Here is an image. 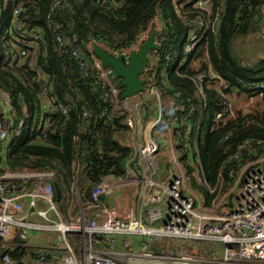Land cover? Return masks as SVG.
<instances>
[{"label":"built area","instance_id":"built-area-1","mask_svg":"<svg viewBox=\"0 0 264 264\" xmlns=\"http://www.w3.org/2000/svg\"><path fill=\"white\" fill-rule=\"evenodd\" d=\"M47 1L49 11L53 12L68 4L69 0ZM173 1H190L197 9L190 18L191 28L183 48L184 54L190 55L201 38L214 31L223 2L213 10V0ZM94 2L114 12L122 7L118 0ZM175 9L181 19L187 18L178 6ZM3 11H7L8 16L2 41L9 50L4 52L2 60L10 65L32 64L40 109L37 127L45 137L52 124L44 116L57 112L68 117L74 104L54 95L52 83L36 65L42 35L38 29L25 28L23 5L13 0H0V20ZM258 17L264 44L263 8ZM151 23L156 24L155 19ZM44 26L50 28L51 23L45 20ZM149 31L150 28L119 53L125 65L129 63V54L148 39ZM53 40L59 54L70 51L78 72L93 78V84L101 92L100 98L107 100L122 117V125L127 130L124 143L130 148L132 157L124 164L122 176H102L87 199L77 188L79 164L75 161L64 214L53 200V171L23 168L0 172L1 264H16L9 253L16 235L21 239L18 246L40 250L33 264H264V152H257L259 147L251 145L248 140L240 143L228 159L237 165L229 173L230 181L225 189H222V181L217 186H209L195 154V184L213 195L206 203L192 189L180 159L176 142V135H179L176 131V104L171 98H162L151 75L153 63L157 61L153 52L147 56L148 68L141 77L145 85L142 94L153 96L157 115L149 121L147 118L142 126V106L137 101L131 103L132 97L121 98L117 87L121 81L94 56V42L87 45L89 61L82 52L68 46L63 34L56 33ZM206 80L213 82L212 88L220 97L216 103L220 112L214 120L219 121L222 116L234 118L235 101L223 91V80L209 65L195 79L200 95L203 93L201 83ZM105 114L106 109H103L98 117ZM14 119L15 110L9 96L0 92V141L6 140L11 131L15 136L22 134L24 119L16 118L13 125ZM187 134L188 130L184 137ZM72 141L79 143L80 137L75 134ZM193 152L196 153V146L190 155ZM159 155L165 161L164 176H160ZM135 156L137 161L133 168L130 164ZM113 195L128 204L106 205L102 201V198ZM30 208L34 209L33 212H29ZM158 221L160 225H154ZM123 236L147 239L150 244L132 250L127 241H122L116 247V239ZM36 237L40 238L39 241H34ZM211 244L217 247L207 248Z\"/></svg>","mask_w":264,"mask_h":264},{"label":"trees","instance_id":"trees-1","mask_svg":"<svg viewBox=\"0 0 264 264\" xmlns=\"http://www.w3.org/2000/svg\"><path fill=\"white\" fill-rule=\"evenodd\" d=\"M13 1L21 3L25 9V28L41 32L43 43L35 58L36 65L52 83L54 95L74 104V108L68 117L57 112L45 115L52 125L45 137L41 134L37 127L40 109L32 64L10 65L2 60L4 52L9 50L2 41L8 16V12L3 11L0 92L9 96L15 110L13 125L16 118H23L25 125L19 136L11 131L6 140L0 141V172L23 168L53 171V200L56 206L64 200L63 214L75 161L79 164L77 188L87 199L102 176L124 174V164L132 157V152L124 143L127 130L122 125V117L107 100L100 98L101 92L93 84V78L78 72L70 51L59 54L53 42L56 33L63 34L68 46L82 52L90 61L89 42L115 57L148 28L149 35L157 31V49L152 51L157 61L153 63L151 75L162 98H171L176 104L177 148L193 185L196 157L209 186H217L222 181V189H225L230 181L229 173L237 165L228 159L240 143L248 140L259 147L257 152H264V56L246 62L235 47L238 39L260 31L258 13L264 9V0H213V10L223 2L220 20L190 55L183 50L191 28L190 18L197 10L190 1L118 0L122 7L115 12L94 0H69L53 12L49 11L47 0ZM175 6L187 15L185 20L179 17ZM153 19H157L158 25L151 23ZM45 20L51 23L50 28L44 26ZM208 65L223 80V91L227 95L234 101L241 96L254 99L252 108L235 110L234 118L222 116L215 121L220 112L216 105L220 97L212 88L213 82L201 83L202 95L195 84L196 77L205 72ZM147 68L148 63L141 77ZM117 87L122 94L121 82ZM103 109H106L105 116L98 117ZM186 130L188 134L184 137ZM75 134L80 137L79 143L72 141ZM195 146L196 153L190 155ZM202 196L206 203L213 197L207 191ZM20 241L16 235L15 244L9 250L11 258L16 264H33L40 250L22 248L18 246Z\"/></svg>","mask_w":264,"mask_h":264},{"label":"water","instance_id":"water-1","mask_svg":"<svg viewBox=\"0 0 264 264\" xmlns=\"http://www.w3.org/2000/svg\"><path fill=\"white\" fill-rule=\"evenodd\" d=\"M157 31H153L148 39L143 42L136 51H132L129 54V63L125 65L121 55L115 57L110 56L104 52L99 46H92V53L100 61L103 67H109L111 74L121 81L123 87L121 98H131L145 92L144 81L141 76L143 75V68L147 64L148 54L157 49L155 42V36ZM144 113L142 116V126L148 118V112L145 105L142 106ZM137 161V156L134 157L131 167L134 168V164ZM33 208L29 209V212H33Z\"/></svg>","mask_w":264,"mask_h":264},{"label":"rangeland","instance_id":"rangeland-1","mask_svg":"<svg viewBox=\"0 0 264 264\" xmlns=\"http://www.w3.org/2000/svg\"><path fill=\"white\" fill-rule=\"evenodd\" d=\"M236 50L238 51L239 55L243 58L244 61L248 62L251 58L254 57H262L264 56V44L260 37V31L257 33H253L245 38L238 39L236 42ZM180 64L183 62L181 59ZM143 95V94H142ZM138 97H132L131 103L137 101ZM255 100L254 99H247L244 96L235 100L236 110L240 109L242 111H247L252 108ZM195 184V183H194ZM191 187L199 194H205L206 189L203 186L193 185L191 183ZM57 208L62 212L65 208L64 200H61L59 204H57ZM165 213V211L163 210ZM39 237H36L34 241H39ZM41 241V240H40ZM70 241H72L70 239Z\"/></svg>","mask_w":264,"mask_h":264},{"label":"crops","instance_id":"crops-1","mask_svg":"<svg viewBox=\"0 0 264 264\" xmlns=\"http://www.w3.org/2000/svg\"><path fill=\"white\" fill-rule=\"evenodd\" d=\"M156 24L158 25V21L157 19H155ZM137 102L139 103L140 106L145 105L147 108V112H148V121L151 120L152 118L156 117L157 115V104L155 99L153 98V96L151 95H141L140 97H138ZM144 111V110H143ZM157 159L160 161V176H164L165 173V161L163 156L159 155L157 156ZM202 196V194H200ZM203 197V196H202ZM102 201L106 204V205H114L115 203L120 202L121 206H126L128 204V202H122V200L120 199L119 196L117 195H113V196H108V197H104L102 198ZM164 210V208L162 207V211ZM164 215V212H162ZM160 221L154 223V225H160ZM122 241H127L132 250H136L140 247L144 245H148L150 244V241L145 239L144 241L136 238V237H132V236H123L119 239H116V247H119L122 243ZM217 246L215 245H208L207 248H216ZM193 250L195 249V246L193 245L191 247Z\"/></svg>","mask_w":264,"mask_h":264}]
</instances>
